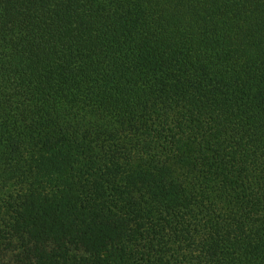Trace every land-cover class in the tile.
<instances>
[{"label":"trees","instance_id":"obj_1","mask_svg":"<svg viewBox=\"0 0 264 264\" xmlns=\"http://www.w3.org/2000/svg\"><path fill=\"white\" fill-rule=\"evenodd\" d=\"M0 264H264V0H0Z\"/></svg>","mask_w":264,"mask_h":264}]
</instances>
